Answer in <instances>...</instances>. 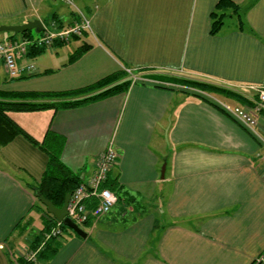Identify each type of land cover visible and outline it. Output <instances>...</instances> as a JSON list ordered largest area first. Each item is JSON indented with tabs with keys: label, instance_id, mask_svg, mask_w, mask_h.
I'll return each instance as SVG.
<instances>
[{
	"label": "crops",
	"instance_id": "1",
	"mask_svg": "<svg viewBox=\"0 0 264 264\" xmlns=\"http://www.w3.org/2000/svg\"><path fill=\"white\" fill-rule=\"evenodd\" d=\"M72 1L90 32L20 59L36 69L17 78L0 61V89L75 90L132 69L138 79L126 92L71 109L9 112L37 141L48 130L61 136V160L83 179L112 142L118 158L108 182L118 201L80 226L85 238L74 230L46 238L56 222L30 187L49 155L23 135L0 143V264H264V146L216 102L252 105L251 86H264V0H232L244 23L228 15L236 23L216 34L219 0ZM76 7L0 0V25L40 19L65 28L79 19ZM11 33L0 41L23 38ZM181 77L226 87L247 103L197 96Z\"/></svg>",
	"mask_w": 264,
	"mask_h": 264
},
{
	"label": "trees",
	"instance_id": "2",
	"mask_svg": "<svg viewBox=\"0 0 264 264\" xmlns=\"http://www.w3.org/2000/svg\"><path fill=\"white\" fill-rule=\"evenodd\" d=\"M230 9L233 10V13L227 12ZM233 14H237L239 17H241V10L238 4H235L232 0H219L216 9L212 12L211 32L216 34L224 25L225 18L228 15ZM241 23L243 24L244 22L241 20ZM17 35H21L23 38H29L32 36V31L28 30L22 33H11V37H15ZM88 48L89 47L87 45H84L74 53L72 58L74 59L79 57ZM43 50L44 48L32 47L30 49L29 55L40 53ZM126 76L127 72L123 70L119 73L108 75L101 80L83 88L66 91L14 92L0 89V131L3 132L1 133L2 137L0 136V143H8L17 135H23L49 155L48 165L41 178V181L38 184H34L30 187L34 193L39 191L44 197L51 200L57 207H62L66 194L72 192L78 185H80L83 182V178L71 170L61 160L60 151L64 143V139L61 136H58L57 134H54L48 130L45 138L42 141H37L15 120L12 119V117L9 115V112L35 111L42 109H53L54 111H58L61 109L80 107L111 95L126 92L133 83V80L128 78L118 82L119 79ZM177 81L180 84H185L205 92L219 93L236 97L241 102L247 103V100L241 94L219 85L201 81L199 82L198 80L195 81L182 77L177 78ZM194 94L197 96H202V94L197 92H194ZM109 183L110 182H107V185L111 188L113 184ZM37 199L40 201L38 197ZM42 206L48 216H50V218L56 222V225L54 226L56 227L58 223L57 219H55L52 214L47 212V208L43 203ZM65 227L66 226L63 224L62 230ZM51 230L52 229L49 231Z\"/></svg>",
	"mask_w": 264,
	"mask_h": 264
},
{
	"label": "built area",
	"instance_id": "3",
	"mask_svg": "<svg viewBox=\"0 0 264 264\" xmlns=\"http://www.w3.org/2000/svg\"><path fill=\"white\" fill-rule=\"evenodd\" d=\"M71 6H75L72 0H65ZM79 19L65 28H58L57 22L52 21L44 25L39 36L21 39H9L0 41V61L4 64L11 78L19 77L24 70L33 71L36 65L33 61L21 65L19 60L28 57L30 49L52 48L56 42H68L73 37H80L84 32L91 30V21L81 10L76 7ZM134 76L132 69H126ZM257 93L252 105L238 106L225 101H216L218 105L254 135L264 146V86H251ZM118 153L111 142L103 150L96 161L95 171L87 179L78 185L72 192L67 205V216L79 226L87 222L107 215L118 201L117 194L107 185L111 169L116 163ZM63 223L58 221L57 226L48 233L46 238L62 235ZM30 260H36L35 252L28 256Z\"/></svg>",
	"mask_w": 264,
	"mask_h": 264
},
{
	"label": "water",
	"instance_id": "4",
	"mask_svg": "<svg viewBox=\"0 0 264 264\" xmlns=\"http://www.w3.org/2000/svg\"><path fill=\"white\" fill-rule=\"evenodd\" d=\"M44 27L43 22L40 19H33L30 21H27L23 24H12V25H0V32H13V33H22L28 30H36V31H42ZM165 171V165L162 168V175L164 176ZM36 196L40 199V201L46 206L47 211L52 214L58 221L62 222L64 225L70 227L72 230H74L80 237L85 238L87 236V232L80 227L78 224L73 222L68 216H67V205L68 201L71 196V192L66 194L64 203L62 207H57L51 200L44 197L39 191H36Z\"/></svg>",
	"mask_w": 264,
	"mask_h": 264
},
{
	"label": "rangeland",
	"instance_id": "5",
	"mask_svg": "<svg viewBox=\"0 0 264 264\" xmlns=\"http://www.w3.org/2000/svg\"><path fill=\"white\" fill-rule=\"evenodd\" d=\"M238 18H239L240 20L244 21L243 16H241V17L238 16ZM225 21H226V25H229V24H234V23H236L237 19H236V16H233V18H231V17H227ZM0 33L3 34V32H0ZM46 56H49V55L46 54ZM182 78H185V77H182ZM187 79H188V78H187ZM190 80H193V79H190ZM195 81H196V80H195ZM199 82H200V81H199ZM201 82H202V81H201ZM207 83H208V82H207ZM179 84H180V83H179ZM181 85L184 86V87L192 88L194 92L200 93V94H202V95H206L205 91H202V90H200V89H196V88H194V87H191V86H188V85H185V84H181ZM225 88H226V87H225ZM217 95H218V97H220V98H225L224 95H221V94H217ZM226 100L229 101V99H226ZM229 102H231V101H229ZM231 103H234V102L232 101ZM44 110H46V109L35 110V111H25V112L32 113V112H39V111H44ZM25 131H26V130H25ZM38 203H39L40 205H42V203H41L40 201H39ZM65 226H66V225H65ZM70 234H73V236H77V234H76V233H75L70 227L66 226V227L64 228V232L62 233V235H63L64 237H68V236H70Z\"/></svg>",
	"mask_w": 264,
	"mask_h": 264
}]
</instances>
